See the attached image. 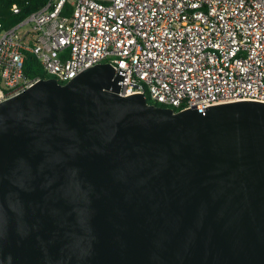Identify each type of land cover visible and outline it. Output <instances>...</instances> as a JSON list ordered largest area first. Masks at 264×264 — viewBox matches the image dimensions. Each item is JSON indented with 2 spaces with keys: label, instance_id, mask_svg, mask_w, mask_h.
Here are the masks:
<instances>
[{
  "label": "water",
  "instance_id": "95a60500",
  "mask_svg": "<svg viewBox=\"0 0 264 264\" xmlns=\"http://www.w3.org/2000/svg\"><path fill=\"white\" fill-rule=\"evenodd\" d=\"M125 73L0 103V264H264V103L175 112Z\"/></svg>",
  "mask_w": 264,
  "mask_h": 264
},
{
  "label": "built area",
  "instance_id": "2783aa9c",
  "mask_svg": "<svg viewBox=\"0 0 264 264\" xmlns=\"http://www.w3.org/2000/svg\"><path fill=\"white\" fill-rule=\"evenodd\" d=\"M28 54L62 84L109 63L126 70L121 95L175 112L264 103V0H49L0 22V103L45 79Z\"/></svg>",
  "mask_w": 264,
  "mask_h": 264
},
{
  "label": "trees",
  "instance_id": "16d2710c",
  "mask_svg": "<svg viewBox=\"0 0 264 264\" xmlns=\"http://www.w3.org/2000/svg\"><path fill=\"white\" fill-rule=\"evenodd\" d=\"M48 2L49 0H0V22L5 28H11L30 14L43 8ZM15 6L20 8V13H15ZM25 67L28 76H41L45 79L51 77L33 54L27 55ZM148 100L150 103H155L151 99Z\"/></svg>",
  "mask_w": 264,
  "mask_h": 264
}]
</instances>
